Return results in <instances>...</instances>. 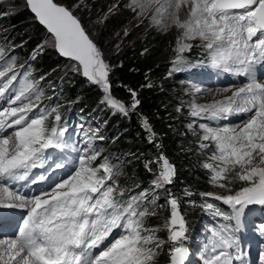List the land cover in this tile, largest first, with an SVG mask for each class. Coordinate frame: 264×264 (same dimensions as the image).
Instances as JSON below:
<instances>
[{"label":"snow or ice","instance_id":"6c2138e0","mask_svg":"<svg viewBox=\"0 0 264 264\" xmlns=\"http://www.w3.org/2000/svg\"><path fill=\"white\" fill-rule=\"evenodd\" d=\"M25 3L50 34L46 43L77 62L76 71L102 89L101 103L125 117L135 113L140 105L137 92L129 89L130 102L112 95L111 66L73 12L56 0ZM126 7L162 32L178 31L174 63H182L183 53L194 47L191 41L199 40L195 46L204 49L209 67L247 78L224 100L189 107L191 117L210 122L244 116L234 125L199 123L200 131H193L199 149L214 146L209 159L215 163L205 162L204 167L210 170V183L228 193L204 195L229 206L232 214L212 203L206 207L235 221V226L211 230L212 246H203L200 264H243L245 253L237 236L241 218L249 206H264V82L255 71L264 64V0H128ZM12 52L14 46L5 55V45H0V207L27 211L17 234L0 238V264H157L165 241L157 235L160 227H146L145 219L156 215L149 205L173 182L175 165L164 155L145 161V169L153 174L150 186L126 197L118 165L102 154L94 135L83 133L72 140L58 107L41 102L43 92L29 80L30 67L21 72L24 66L17 68ZM143 127L149 142L155 143V130L146 118ZM7 129L12 132L4 135ZM37 168L45 172L30 176ZM237 181L242 186L233 192L231 185ZM40 182L48 186L33 193L30 186ZM167 203L169 264H185L189 252L178 242L185 238L186 221L175 198ZM256 231L264 235V223L256 225ZM261 261L264 264V256Z\"/></svg>","mask_w":264,"mask_h":264},{"label":"rangeland","instance_id":"374dc122","mask_svg":"<svg viewBox=\"0 0 264 264\" xmlns=\"http://www.w3.org/2000/svg\"><path fill=\"white\" fill-rule=\"evenodd\" d=\"M56 2L68 7L73 12V14L81 21V24L85 27L87 32L90 34L91 38L94 40L98 48L103 53L104 60L110 66L112 61H115L116 58H118L122 52H126L127 49L133 47L134 43L143 40L147 36H150L152 31L159 34L161 40L168 41L169 45L172 47L173 56L170 58L169 66L167 67V72L165 74L166 80L164 81L167 84L170 82L172 84L171 91H177H175L173 94L178 93V97L181 98V101L178 104L182 106L184 110H178L181 109V107H179L174 112L173 116H176L175 119H178L180 123L185 124L184 128L187 130L188 133H193L194 130L199 132V123L208 122L218 123L220 125H234L239 123L244 118L243 115H231L226 120L210 122L202 120L200 118H193L189 115V107L193 102L199 105H208L216 101H222L226 97L231 96L233 92H235L238 88L243 87L245 83H247L246 77L225 74L223 72H219L220 74L216 75L212 80L214 85L215 83H218L222 86L219 88L216 87L218 84L214 86L213 84L206 82L204 79L197 76L192 75L185 78L183 71L188 69L187 64L190 62H196L194 68H192V71L195 72V70L198 69V73L202 77L210 76V74L215 73V71H217L216 69L209 67L208 59L204 49L202 47L195 46L200 44L199 40L191 41L194 47L191 49L190 52L183 53L184 61L182 63L176 64L174 63V61L177 56L175 48L177 36L179 35L178 31L175 28H172L167 32H162L156 26L152 25L151 22L147 19H137L133 12H131L126 7L128 0H56ZM26 9H28V6L25 3V0H0V13H7V15L5 16H0V45H5V55H8L9 50L14 46V52H12L11 54L15 55L16 57L17 68H20L21 65L26 67L28 64H30V69L32 68L31 75L29 76L30 81H32L31 76L34 75V72L36 74V70H33L35 67L34 64L38 61L42 54L44 55V58H50L54 62H56V67L51 70H48L47 73H44L42 76H38L35 78L34 75L35 81L32 82H34L36 86L41 85L43 88V93H46L41 102L53 101L55 98L54 102L56 103V106L58 107L61 115L70 113L74 109L79 111L83 110L85 107H82L80 105L83 101H80L79 96L69 97V95H65L68 90H65L64 87V84L68 83V81L70 82V80L82 78L84 79V82L93 85L100 92V100H94L91 101V103H86L89 109H91V111L89 112L90 117H88L89 124L95 126L96 120H98L99 118H103L106 112H113L115 114H119L122 119L121 123L126 124L130 120V116L132 113H130L128 117H125L119 112L113 110L110 106L101 103V98L103 96L102 89L97 85L90 83L87 78L83 77L80 72L76 71L77 62L63 59L59 56V54L51 46V44L46 43L50 34L47 31L39 32L35 16H24L23 13ZM110 9L112 10L110 11ZM113 15L116 16V19L118 20V22L116 23L118 29L116 31H109L106 28V21ZM19 19L23 20L22 23H20V27H17L16 22ZM38 33H40V35ZM37 34L40 39V46L42 45V47H38L32 53L29 52L27 47L23 45H18L20 42L15 44L17 40L22 41V39L25 40L24 38H31ZM183 66L185 68H182ZM41 77H43V80L39 79ZM167 88L162 87L161 90L164 91ZM196 88H200L202 91L200 93H196ZM225 89L229 90L225 91ZM74 103H76V105ZM194 120L195 124H193ZM142 128L145 133L143 135L144 138L149 140L150 137L147 136V133L145 132L143 127V123ZM96 131L99 132V128L96 127L95 129H87V132L91 135L99 136ZM103 133L104 135H100L98 138H96L95 142L99 147L103 149L102 154L108 156L110 161L112 158H115L112 159L114 161L117 159L116 153H114V150H116L117 148H110L109 150L105 149L107 144H110L112 141L111 136H109L110 130L105 129L100 134ZM101 136L104 137L102 141L99 139ZM118 139L119 135H116L114 144L119 143L120 139ZM210 150L214 151V146L208 149H204L202 151L208 152ZM140 154L142 155V153ZM141 155H139V158L141 157ZM121 158L122 160L113 162L114 164H117L118 167L121 169V174L118 179L125 176L126 173H128L129 175L131 173L139 172V169L137 168L131 170L123 169L125 163L129 161L133 162L138 159L137 153H134V155L128 154L127 158L121 156ZM206 162L215 163V161L210 160L209 157ZM156 170H159V166ZM202 172H206V174L208 175V179L210 178V170L204 167L202 169ZM174 183L175 176L173 178V182L167 186V191H161L166 192V194L164 193V196H168L170 197V199L175 198L177 200V197L174 195H179V193L176 191L170 192V190H174V188H180V186L176 187ZM233 184L231 186H233ZM209 185L211 187L209 193L220 195L228 194L224 189H221L216 185H213L211 183ZM238 189L239 187H237V189H235L233 192L237 191ZM161 191H159V193H161ZM180 192H182V195H179V197L185 196L187 198H190L196 196L193 195V193L189 190ZM133 194H137V192L131 193L129 195ZM199 197L200 199L203 198L200 193ZM206 198L215 200L213 197L209 196H206ZM247 211L249 212V214L254 212V210L249 209H247ZM256 220V218H253V222ZM258 222L259 220L254 223L256 225H259L260 222ZM199 225L200 230L205 228L204 221H201ZM224 225V223H221L217 226L212 225L207 231L203 232V234L201 233L202 236L201 234L199 235L201 237L198 236L199 238L196 242V247L194 248L193 254V259L195 260L194 264H200L202 259L201 254L203 251V246L205 244H207L208 247L211 248L212 241L214 239V237L210 235L211 230H219ZM186 230L187 227L185 229V233ZM196 236L197 235H195V237ZM237 236L239 244L241 245V250L245 253L243 258V264H251V261H253L254 264H262L261 257L264 256V235H261L255 230H251L247 234L243 235L241 238H239V234H237ZM234 264H242V262L234 261Z\"/></svg>","mask_w":264,"mask_h":264},{"label":"trees","instance_id":"16d2710c","mask_svg":"<svg viewBox=\"0 0 264 264\" xmlns=\"http://www.w3.org/2000/svg\"><path fill=\"white\" fill-rule=\"evenodd\" d=\"M23 14L24 16L32 15L29 9H26ZM22 20L19 19L16 22L17 27H20ZM117 22L118 20L114 15L107 19V30L116 31L118 29L116 26ZM37 27L39 32L47 31L38 22ZM38 34L40 35V33ZM38 34L31 38H24L25 40L22 39V41L17 40L15 44L20 42L18 45L27 47L29 52L32 53L40 46ZM172 56V47L168 41L161 40L159 34L152 31L150 36L134 43L132 48L122 52L115 61H112V70L109 74L112 95L122 101L130 102L132 97L129 89L135 90L138 94L137 98L140 100V105L135 113L131 114L130 120L126 124L121 123L122 119L119 114L106 112L104 118L107 123L105 126H107V130H110L109 136H111L112 141L107 144L105 149H118L114 150L117 156L114 161L122 160L121 156L127 158L128 154L134 155V153H137L138 155L137 160L125 163L123 169L131 170L137 168L139 172L129 175L126 173L125 176L118 179L120 187L125 189L126 197L131 193H138L143 188L150 186L153 174L145 169V161L154 160L160 155H164L175 165L174 185L176 187L180 186V188H174L170 192L176 191L179 195H182L180 191L189 190L193 195H196L194 197L189 196L190 198L179 197L178 194L174 195L177 197L178 211L186 221V235L192 238L200 230L199 223L204 218L203 200L200 199L199 193H209L211 187L208 175L206 172L203 173L202 169L204 168V163L208 160L209 153L213 150L204 152L199 149L197 147L198 136L188 133L184 128L185 124L180 123L178 119H175L176 116H173L179 107H181V111L184 108L178 104L181 101V98L177 95L178 93L173 94L176 90L174 92L171 91L172 84L170 82L167 84L164 81L166 80L165 74ZM34 65L33 70H36L34 75L38 77L55 68L56 62L50 58H44L42 54ZM82 82H84V79L76 78L64 84L65 90H68L65 95H69V97L79 96L80 101H83L80 105L89 108L86 103L100 100V92L93 85ZM162 87L168 88L162 91ZM74 104L76 105V103ZM144 118L150 122L155 130V143H150L143 136L145 134L142 128ZM114 135H119V143L114 144ZM139 155H141L140 158ZM150 166L155 170L158 168L157 163H153ZM137 185H140V187L137 188ZM241 186V182H235L231 186L232 191ZM164 193L166 194V192L162 191L159 193L155 205H149L150 209H155L156 215L148 216L145 219L146 227H160L157 235L165 241L157 257V264H169L168 249L171 247V242L168 241V230L164 227L170 218L171 206L167 203L170 197L164 196ZM178 243H184L189 250L192 249L190 244L188 245L182 240Z\"/></svg>","mask_w":264,"mask_h":264},{"label":"water","instance_id":"95a60500","mask_svg":"<svg viewBox=\"0 0 264 264\" xmlns=\"http://www.w3.org/2000/svg\"><path fill=\"white\" fill-rule=\"evenodd\" d=\"M28 9H29V11L32 13V15H34L35 16V14L30 10V8L28 7ZM35 18H36V16H35ZM36 20H37V22L39 23V21H38V19L36 18ZM40 24V23H39ZM43 28H45L42 24H40ZM46 29V28H45ZM57 51V50H56ZM57 53L59 54V52L57 51ZM59 56L60 57H62L63 59H66V60H69V59H67V58H65V57H63V56H61L60 54H59Z\"/></svg>","mask_w":264,"mask_h":264},{"label":"bare ground","instance_id":"6f19581e","mask_svg":"<svg viewBox=\"0 0 264 264\" xmlns=\"http://www.w3.org/2000/svg\"><path fill=\"white\" fill-rule=\"evenodd\" d=\"M263 72H264V70H263L262 68H258V69L256 70V75H257V76H260V75L263 74ZM215 80H216V79H215ZM216 84H218V83H215V85H216ZM215 85H214V86H215Z\"/></svg>","mask_w":264,"mask_h":264}]
</instances>
